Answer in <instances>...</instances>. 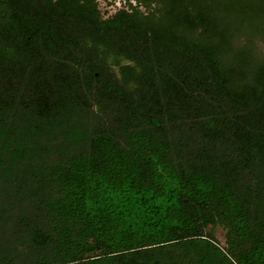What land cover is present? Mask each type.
<instances>
[{"label": "trees", "instance_id": "16d2710c", "mask_svg": "<svg viewBox=\"0 0 264 264\" xmlns=\"http://www.w3.org/2000/svg\"><path fill=\"white\" fill-rule=\"evenodd\" d=\"M196 2L0 0V264H264V0Z\"/></svg>", "mask_w": 264, "mask_h": 264}, {"label": "rangeland", "instance_id": "374dc122", "mask_svg": "<svg viewBox=\"0 0 264 264\" xmlns=\"http://www.w3.org/2000/svg\"><path fill=\"white\" fill-rule=\"evenodd\" d=\"M97 1V6L99 9V13L102 17H107L111 14H113L116 10L120 9V8H124L126 7V0H96ZM183 0H157V6L156 5H152L153 9H152V17L158 19L161 17L162 15V11L163 10H167V8L170 6L174 5V2H182ZM185 3H187V1H194V0H184ZM198 1V0H196ZM133 4H135L133 1H131ZM201 4V5H206L208 4V0H199V2H196L195 4ZM222 3L218 2L217 3V8L219 9V13L220 15H222L223 11H221L222 9ZM156 6V7H155ZM141 9L143 11H145V8L141 7ZM229 16V15H228ZM248 41V38L245 36H242L240 38V43L242 45H245ZM253 41V46H254V51H256V53H262V55L264 54V45L261 41V39L258 37H256L255 39L252 40ZM250 43V41H249ZM250 45V44H249ZM248 46V44H247ZM216 237L219 241V243L221 245L224 244V239H223V232L220 229H217L216 231Z\"/></svg>", "mask_w": 264, "mask_h": 264}]
</instances>
